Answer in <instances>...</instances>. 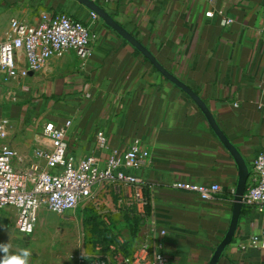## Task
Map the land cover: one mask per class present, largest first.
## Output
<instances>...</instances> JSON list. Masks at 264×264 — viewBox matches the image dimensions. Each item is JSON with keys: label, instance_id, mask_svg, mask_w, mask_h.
Wrapping results in <instances>:
<instances>
[{"label": "crops", "instance_id": "obj_1", "mask_svg": "<svg viewBox=\"0 0 264 264\" xmlns=\"http://www.w3.org/2000/svg\"><path fill=\"white\" fill-rule=\"evenodd\" d=\"M100 4L201 96L251 168L264 153V0ZM211 11L214 16L209 18L206 13ZM47 13L92 21L91 12L74 0H0V30H8L13 20L36 26ZM226 19L231 25L223 24ZM93 33L88 59L71 51L23 77L27 60L19 53L13 75L2 73L0 121L7 123L0 150H16L20 172L29 173L36 163L45 169L35 157L38 150L52 149L44 126L53 122L62 128L68 120L74 123L66 137L67 153L79 160L94 155L104 165L115 151L121 155L138 143L150 153L136 171L149 185V225L168 231L163 253L170 264H209L232 220L239 174L233 157L186 93L100 19ZM98 133L106 135L107 148L99 145ZM177 183L217 184L222 191L205 202L194 192L175 188ZM99 191L122 198L125 213L113 215L123 231L122 242L133 252L147 241L156 248L158 238L148 239V227L132 238L124 224V214L137 208L134 190L108 185ZM16 213H2L0 240L10 232L21 241L32 237L18 232ZM263 227L255 209L242 212L237 235L219 264H264V250L251 242ZM8 245L17 248L12 240ZM113 257L109 250L93 258Z\"/></svg>", "mask_w": 264, "mask_h": 264}, {"label": "built area", "instance_id": "obj_2", "mask_svg": "<svg viewBox=\"0 0 264 264\" xmlns=\"http://www.w3.org/2000/svg\"><path fill=\"white\" fill-rule=\"evenodd\" d=\"M95 1L108 4L116 0ZM211 2L215 3L216 0ZM206 16L211 18L214 13L208 12ZM91 19V23H85L64 13H47L42 15L36 26L19 20L11 21L8 30H0V79L3 72L13 75L19 53H23L27 60L23 77H27L30 72L39 71L52 59L63 58L71 51L81 59H88L92 55L90 45L95 37L93 25L99 18L91 12ZM231 23V19L223 22L225 26ZM262 34L264 35V28ZM6 123L7 121H0V140ZM73 123V120H68L62 128L53 122L45 124L44 135L51 140L52 149L35 152L36 159L45 164V169H41L40 164L36 163L29 173L20 172L16 167V150L11 146H4L0 150V219L4 211L16 210V228L22 235L34 234L43 210L58 215L76 212L93 198L95 191L108 185L132 188L138 213L145 217L146 181L138 177L136 171L150 157V153L135 143L121 155L115 151L104 165L94 155L79 160L67 153L66 137ZM97 140L102 148L108 147V139L104 133H98ZM174 187L194 192L205 202L214 201L222 191L217 184L177 183ZM244 202L255 209L264 221V153L257 155L253 161ZM148 221L142 231L148 227V239L158 238L156 248L153 249L151 242L147 241L139 251L126 255L112 246V260L81 258L78 263L170 264L169 258L163 253L162 242L168 231L150 226ZM251 242L253 247L264 250V227Z\"/></svg>", "mask_w": 264, "mask_h": 264}, {"label": "rangeland", "instance_id": "obj_3", "mask_svg": "<svg viewBox=\"0 0 264 264\" xmlns=\"http://www.w3.org/2000/svg\"><path fill=\"white\" fill-rule=\"evenodd\" d=\"M121 199L111 191L106 195L104 191H95L93 198L76 212L58 215L43 210L32 237L21 241L10 232L1 238L0 244H8L11 240L16 243L17 248L9 246L10 255H19L22 249H27L30 255L26 264H79L81 258L90 259L111 250L110 245L124 237L122 230L106 235L104 227L88 226L83 218L84 211L91 210L96 215L95 220L103 226L118 227L113 215L120 211L125 213Z\"/></svg>", "mask_w": 264, "mask_h": 264}, {"label": "water", "instance_id": "obj_4", "mask_svg": "<svg viewBox=\"0 0 264 264\" xmlns=\"http://www.w3.org/2000/svg\"><path fill=\"white\" fill-rule=\"evenodd\" d=\"M80 5L87 8L90 12H93L97 17L112 31L117 33L119 37L130 44L136 51H138L149 63L169 82L178 87L184 93H186L191 100L197 105L199 110L202 112L207 122L209 123L211 129L218 137L220 142L223 144L225 149L233 157L237 167H238V184L234 198L233 215L230 227L223 239V241L217 247L213 257L209 264H219L221 258L223 257L226 249L233 243L240 225V220L242 217V212L245 206L244 197L247 191L248 181L251 175L250 166L247 163L245 157L241 151L234 145V143L229 139L225 132L221 129L216 117L210 110L206 102L201 98V96L189 87L185 82L171 73L165 66H163L157 57L135 36H133L123 25L118 23L115 18L106 10L104 6L95 0H74ZM34 73L31 72V75Z\"/></svg>", "mask_w": 264, "mask_h": 264}, {"label": "trees", "instance_id": "obj_5", "mask_svg": "<svg viewBox=\"0 0 264 264\" xmlns=\"http://www.w3.org/2000/svg\"><path fill=\"white\" fill-rule=\"evenodd\" d=\"M137 53H139V52H137ZM250 170H251V168H250ZM148 189H149V185L146 182V185L144 188V197H145V200L147 202V205L145 207V217H143L142 215H140L138 213L136 207L130 208L129 214H124V224L128 228L132 238H136L137 235L141 234L142 228L146 225L148 218H149L151 199H150V196L148 195ZM253 210L254 209L252 207L245 205L244 209H243V214H245V215L250 214V213H252ZM83 218H84V221L86 222V224L88 226H91L94 229H95V227H97V228L98 227H104L103 232L106 235H110V234L115 233L118 230H120V227H117V226H112V225L103 226L102 223L100 224L97 220H95L96 215H93L92 211L89 209L84 211ZM109 237H111V236H108V238ZM113 239L114 238H112V240ZM110 246L111 247L116 246L119 251L124 252L126 255H130L133 253V251L128 247V245L126 243L122 242V238L117 239L116 242L114 244H111Z\"/></svg>", "mask_w": 264, "mask_h": 264}, {"label": "clouds", "instance_id": "obj_6", "mask_svg": "<svg viewBox=\"0 0 264 264\" xmlns=\"http://www.w3.org/2000/svg\"><path fill=\"white\" fill-rule=\"evenodd\" d=\"M0 252L3 253V257L0 258V264H26L30 255L27 249H22L19 255H10L8 244H0Z\"/></svg>", "mask_w": 264, "mask_h": 264}]
</instances>
